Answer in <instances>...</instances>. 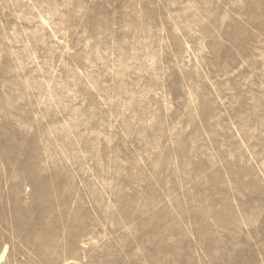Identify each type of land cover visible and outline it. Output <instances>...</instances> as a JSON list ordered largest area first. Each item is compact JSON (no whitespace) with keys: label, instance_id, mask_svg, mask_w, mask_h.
Segmentation results:
<instances>
[{"label":"rangeland","instance_id":"1","mask_svg":"<svg viewBox=\"0 0 264 264\" xmlns=\"http://www.w3.org/2000/svg\"><path fill=\"white\" fill-rule=\"evenodd\" d=\"M0 264H264V0H0Z\"/></svg>","mask_w":264,"mask_h":264},{"label":"bare ground","instance_id":"2","mask_svg":"<svg viewBox=\"0 0 264 264\" xmlns=\"http://www.w3.org/2000/svg\"><path fill=\"white\" fill-rule=\"evenodd\" d=\"M2 258H4V255L2 256Z\"/></svg>","mask_w":264,"mask_h":264}]
</instances>
